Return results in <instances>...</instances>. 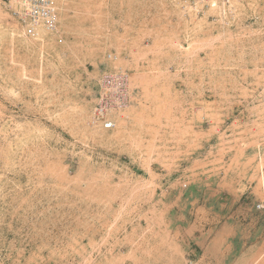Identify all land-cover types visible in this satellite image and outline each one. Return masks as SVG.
<instances>
[{"label":"rangeland","instance_id":"1","mask_svg":"<svg viewBox=\"0 0 264 264\" xmlns=\"http://www.w3.org/2000/svg\"><path fill=\"white\" fill-rule=\"evenodd\" d=\"M58 7L29 36L0 3V264H264V0Z\"/></svg>","mask_w":264,"mask_h":264},{"label":"built area","instance_id":"2","mask_svg":"<svg viewBox=\"0 0 264 264\" xmlns=\"http://www.w3.org/2000/svg\"><path fill=\"white\" fill-rule=\"evenodd\" d=\"M59 2L60 0H0V3L9 6L12 17L23 26L29 36H36L40 29L51 33L58 30ZM98 85L92 124L112 130L116 127L115 116L128 110L136 99L132 76L126 70H108L102 73Z\"/></svg>","mask_w":264,"mask_h":264},{"label":"bare ground","instance_id":"3","mask_svg":"<svg viewBox=\"0 0 264 264\" xmlns=\"http://www.w3.org/2000/svg\"><path fill=\"white\" fill-rule=\"evenodd\" d=\"M222 15H223V14H222ZM42 31H44V30H43V29H40L38 33L42 32Z\"/></svg>","mask_w":264,"mask_h":264}]
</instances>
